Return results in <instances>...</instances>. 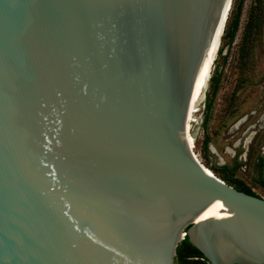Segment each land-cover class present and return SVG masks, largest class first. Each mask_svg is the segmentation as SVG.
Returning a JSON list of instances; mask_svg holds the SVG:
<instances>
[{"label": "water", "instance_id": "95a60500", "mask_svg": "<svg viewBox=\"0 0 264 264\" xmlns=\"http://www.w3.org/2000/svg\"><path fill=\"white\" fill-rule=\"evenodd\" d=\"M232 1L0 0V264H264V198L189 144Z\"/></svg>", "mask_w": 264, "mask_h": 264}, {"label": "rangeland", "instance_id": "374dc122", "mask_svg": "<svg viewBox=\"0 0 264 264\" xmlns=\"http://www.w3.org/2000/svg\"><path fill=\"white\" fill-rule=\"evenodd\" d=\"M190 136L195 155L216 177L238 181L264 198V168L259 167L264 158V0H233L204 108Z\"/></svg>", "mask_w": 264, "mask_h": 264}, {"label": "trees", "instance_id": "16d2710c", "mask_svg": "<svg viewBox=\"0 0 264 264\" xmlns=\"http://www.w3.org/2000/svg\"><path fill=\"white\" fill-rule=\"evenodd\" d=\"M229 20V19H228ZM237 24V23H236ZM227 27V26H226ZM236 26L234 27L233 32L231 33V36L234 35ZM226 33V30H225ZM219 74L215 77H213V81L218 80ZM210 108V102L207 103V110ZM259 167L261 169L264 168V158L260 157ZM213 171H217L216 169L212 168ZM223 181H226L229 185H237L235 186L236 189L246 192L251 195H256L251 188L247 187L246 185L239 183L238 181H233L232 179H229L226 176H223ZM258 196V195H256ZM177 252L179 254V257L176 259V264H209L207 259L203 256V254L195 248L193 245H191L188 241V237H185V239L182 241V243L179 245Z\"/></svg>", "mask_w": 264, "mask_h": 264}, {"label": "bare ground", "instance_id": "6f19581e", "mask_svg": "<svg viewBox=\"0 0 264 264\" xmlns=\"http://www.w3.org/2000/svg\"><path fill=\"white\" fill-rule=\"evenodd\" d=\"M232 6H233V1H232L231 6H230V9L228 11V15H227L226 21H225L224 26H223V30H222V34H221V37H220L219 45H218V48H217L216 56H215V59H214V62H213L212 70H213V67L215 65L216 59L218 57V54H219V52L221 50L222 38H223L224 33H225V30H226V26H227V22H228V19H229L230 12L232 10ZM211 74H212V71H211ZM189 144L192 147V149H194L193 143H192V140H191V136H189ZM197 159H198V157H197ZM207 170H209V169L207 168ZM209 171H211V170H209ZM223 208H224V205H223L222 201L217 200V201L213 202L212 204H210L199 215V217L197 218V220H196L195 223H197L199 221H206V220L211 219V218H213V219H222V218L230 217V214L228 212L224 211Z\"/></svg>", "mask_w": 264, "mask_h": 264}, {"label": "built area", "instance_id": "2783aa9c", "mask_svg": "<svg viewBox=\"0 0 264 264\" xmlns=\"http://www.w3.org/2000/svg\"><path fill=\"white\" fill-rule=\"evenodd\" d=\"M185 237V236H184Z\"/></svg>", "mask_w": 264, "mask_h": 264}]
</instances>
